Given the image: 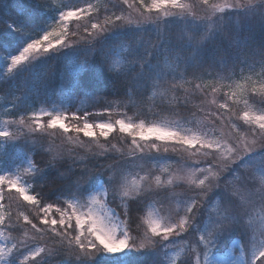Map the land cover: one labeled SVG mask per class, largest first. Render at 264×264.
Segmentation results:
<instances>
[{"label":"snow or ice","instance_id":"1","mask_svg":"<svg viewBox=\"0 0 264 264\" xmlns=\"http://www.w3.org/2000/svg\"><path fill=\"white\" fill-rule=\"evenodd\" d=\"M78 2L85 7L33 0L37 14L31 19V30L28 22L21 21L19 26L5 22L0 33L7 31L12 39L0 40V61L6 64L7 71L15 70L19 75L51 55L66 56L68 91L75 99L77 91L90 95L83 88V78L80 83L75 80L81 65L73 67V63L83 54V65L90 70L99 65L97 82L105 72L114 74L115 79L109 83L115 86L116 80H120L130 97L146 91L154 95L157 88L164 89L162 97L177 88L185 93L198 91L201 95L210 89L213 96L224 88L229 91L224 93L223 102L211 101L216 104L217 112L203 118H198L196 113L178 118L177 104L168 105L166 112L149 106L148 114L158 119L147 123L144 119L134 123L131 118L89 122L90 115L111 116L109 101L100 113L85 112L81 117L72 112L73 122L67 123L68 106L45 95L42 103L47 108L33 110L30 104L24 106L25 114L18 122L22 129L13 132L9 124L15 121H5L0 128V201L5 198V189L15 190L23 201L38 209L34 217L41 225L38 227L28 215L22 214V219L36 233L24 260L39 257L33 259V264H49L54 256H63L64 264H170L169 253L179 243L176 238L191 230L202 233L196 241L200 250L195 264H264V39L258 47H251L254 43L251 31L243 38L240 35V30L254 19L264 32V0H199L203 15L193 12L194 5L186 0H151L150 4L139 0L135 19L131 14L117 15L107 4ZM109 3L116 7L114 0ZM49 9L55 15H49ZM94 12L96 16L91 15ZM73 19L97 21L91 23L93 32L86 26L83 28L91 39L78 35L79 24L71 33L77 40L69 38L68 25ZM77 44L83 47H76ZM237 61L245 66L240 69V80L235 79ZM245 68L250 75H244ZM205 76L214 80L205 83ZM11 78L15 79V75ZM197 80L201 82L196 83ZM185 84H191L192 89L184 88ZM257 93L261 96L257 102L259 108L248 99ZM90 98L93 103L106 99ZM22 103L20 97L14 96L12 107L19 108ZM241 103L242 116H239L233 105ZM217 120L221 124L219 128ZM240 120L243 124L238 126L234 121ZM117 126L121 133L131 137V142L127 152L117 149L114 156L112 149L99 144V137L107 139ZM225 126L230 132L224 131ZM57 130L68 143H75L68 136L70 132L91 138V146L78 142L90 155L72 156L70 149L57 147L54 143ZM37 134L50 138L47 148L43 139L35 138ZM92 146L99 151L92 152ZM153 150L158 154H176L175 171L169 167L162 169L168 173L166 182L160 175L153 176L152 166L158 167L160 160L168 158L153 156ZM40 153L48 157L43 168L33 159ZM196 156L204 160L192 159ZM69 159L72 164L62 171L59 166ZM88 159L96 160L95 167L100 171L93 174L87 167ZM101 159L104 163H99ZM25 160L28 166L22 169ZM77 163L85 165L80 175H76ZM201 163L205 167H199ZM184 172L190 177L199 173L204 178L198 183L195 178L189 180L192 194L169 192L170 187L180 186L174 185V179L183 182L180 174ZM221 173L229 177L223 187ZM99 181L103 182L98 184ZM37 186L50 188L56 196L55 203L41 206V199L47 194H30ZM117 201V207H112ZM165 201L182 202L183 207L176 211L175 218L171 210L161 215L149 207L156 202L163 205ZM133 204L138 211L147 209L146 215L136 218L138 223L130 215ZM53 212L58 215H52ZM8 219L11 221L12 216ZM5 230L19 231V227L16 223L5 225V217L0 214V235ZM46 234L55 239L56 247L40 244L39 239ZM234 234L241 240L239 256L229 247ZM8 235L11 237V231ZM9 243L11 247L0 244V261L20 264L16 253L28 246L15 237ZM6 256L9 258L4 259ZM171 264H177L175 257L171 258ZM179 264H193L191 255Z\"/></svg>","mask_w":264,"mask_h":264},{"label":"rangeland","instance_id":"2","mask_svg":"<svg viewBox=\"0 0 264 264\" xmlns=\"http://www.w3.org/2000/svg\"><path fill=\"white\" fill-rule=\"evenodd\" d=\"M59 1H60V5L69 4L71 6L85 7V5L83 3H79L78 0H59ZM90 2L97 5V6L107 4V6L109 8H111L112 11H114L117 15H120L121 13H123L125 16H128L129 14H131V17L133 19L137 18L136 10L140 7L139 0H128L127 4H124V0H114V3H116V7H113V4L109 3V0H90ZM186 2L192 3L194 5L192 10L197 15H203L204 14V9L199 6V0H186ZM214 2H215V0H214ZM150 3H151V0H145V4H150ZM129 5H131V7H129ZM108 14L111 15V12ZM91 15L96 16L97 13L94 12ZM103 18H104V12H103V8L101 7V10L99 13L100 22L103 21ZM94 22H97V21L91 20V19H81L80 21H77V20L73 19L68 25L69 38L73 41L77 40V36H72L71 33L76 31V26H77V24H79L80 25V31H79L78 35L85 37V39H91V36L83 31V28L86 26V27H88L89 32H93L94 30L91 29V23H94ZM148 31L151 32V29H149ZM36 38H38V37H36ZM75 46L76 47H83L82 44H77ZM13 54H15V53H13ZM52 56L53 57L58 56L59 58H66V56H63V55H55L54 54V55H51L50 57H52ZM81 56H83L82 59H81V57H79V59L74 61V63H73V67H75L76 65H81L79 71H77L76 74L78 72H81L83 69L87 68L86 65H83V61L85 60V57L83 54H81ZM47 60H48V58L42 60L40 63H38L34 67H41V66L45 65ZM0 71H1L0 72V79H3L4 77L11 76L15 72V70H14L12 73H9L7 71L6 64L3 61H1V70ZM76 74H75V76H76ZM250 74L251 73L248 72V74H246L245 76H248ZM61 75H62V77H61L62 82L60 83V89H59L60 91L59 92L57 91V94L54 95L53 90H51V88L43 87V90L46 92V95L51 97L52 99H55L57 103H60L61 101H63L67 106H69L71 103L75 104L76 107H78V108H79V106H84L86 103V99H84V98L77 99L76 96H75V99H73L72 95L69 93L68 85H67L68 76L66 74V70H63ZM203 79H204L205 83H208L210 81H213L214 77L205 76ZM235 79L240 80L241 77L237 76V77H235ZM253 79L259 81V79H256L255 76L253 77ZM200 82L201 81H199V80L196 81V83H200ZM183 87L190 89V90L192 89L191 84H185ZM163 90L164 89H161V88L155 89L154 90L155 94L152 96L162 97L161 91H163ZM177 91H180L178 93L180 95H183V97H184L183 101L185 102V100H186L185 110L184 111L182 110V112H178V114H179L178 118L182 119L184 117H190L191 113H196V116L198 118H203L206 116V114H208L210 112L216 113L217 112L216 104H212L211 101L213 99H215L218 103L223 102L224 93L228 92L229 89L224 88V89H222V91L220 93H217L215 96H213L210 89L207 91V93L205 95H201L200 92H198V91H190L189 93H185L180 88H177ZM176 93L177 92L173 93V92L169 91L162 98L173 100L174 97L176 96L175 95ZM30 96L31 95L18 96L21 98L23 103L21 104V106L19 108H15V107H12L13 98H8L6 95H4V96L0 95V128H2L4 126L5 121H15V123L9 124V130H11L13 132H17L18 128L22 129L23 126L19 125L18 122H19L20 116L25 114V112H24V106L25 105H29V104L32 105L33 110H39L41 107H45V108L48 107L47 104L42 103V101L44 99H37L36 101H33V100L29 99ZM252 98H254V100H255L254 102L252 101ZM248 99H249V103L254 105L256 108L261 107V105L259 103H257L261 99V96L259 93L248 97ZM75 102H78V103L76 104ZM242 107H243L242 103L239 105H233L234 111H236L237 115H239V116H242V111H241ZM67 109H68V107H67ZM200 109H203V111H201ZM120 118H131V122H134V123H138L139 120L142 119V118H138L135 115H131V114L127 113L126 111L122 110V112L111 113L110 117L107 115H103L100 118L96 119V121H103V120L111 119V121L114 122ZM208 118L214 119V117H208ZM45 119H47V118H45ZM143 119L145 120L146 123L149 122L150 120H153V119L148 120L146 118H143ZM154 119H158V118H154ZM96 121L89 120V122H96ZM234 122L237 123L238 126L243 124L242 120L234 121ZM216 126L218 128L221 127L220 121H218V120L216 121ZM24 131H26V130H24ZM224 131L226 133H228V132H230V129L227 126H225ZM241 131H245V128H241ZM55 135L57 138L54 141V143L61 150L70 149L72 156L88 157L90 155L85 147L79 146L78 142L83 141L85 146H91V138L84 137L82 134L77 136L75 133L70 132V133H68V136L71 137L72 141H74L75 143H68L65 136L59 130L56 131ZM35 138L43 139L45 147L46 148L48 147V139H50V138H41L38 134ZM130 142H131V137L128 136L127 134L121 133L119 131L118 126H117L116 131L112 132L107 139H105L103 137H99V144L104 145L105 147L112 149V154L114 156L116 155L117 149H124V151L127 152L128 145L130 144ZM145 150L147 151V147L145 148ZM98 151H99L98 148L92 146V152H98ZM152 155L153 156H166L168 158V159L160 160L158 167L152 166L153 176L160 175L161 180L166 182L168 179V173L163 172L162 169L164 167H169L170 171H173V172L175 171L174 161L177 158L176 154L171 153V152L166 153V154L161 152L158 154L153 150ZM192 159L200 160V161L204 160L203 157H199V156L193 157ZM69 160L71 161V159H69ZM212 160L215 161V157H213ZM27 166H28L27 161L26 160L23 161V163L21 164V168L22 169L27 168ZM199 167H205V164L201 163L199 165ZM24 175L28 176L29 174L25 173ZM140 175H144V172H140ZM180 175H182L184 177L183 182H181L180 180L174 179V185L179 184L180 186L170 187L169 192L192 194L193 189L189 185V180L192 178H195V179H197V183H198L199 179L204 178L199 173H196L195 177H190L187 172L181 173ZM221 176L224 178L220 181L221 186L223 187L226 179H228L229 177H228L227 173H221ZM100 183H102V182H100ZM97 190H98V188H97ZM30 194H33L31 190H30ZM4 195H5V197H8L9 203L8 204L5 203L4 200L0 201V204L3 205V207H0V214H2L5 217V225H7L8 223H16L19 227V231L5 230L4 235H0V244H6L8 247H11V243H9L11 237H15L17 240L24 242L28 247L27 248H23V247L20 248L19 252L16 253V256L18 257L20 264H33V259L39 260L40 258L39 257H36V258L29 257L28 260H24V255H27V252L33 246V237L36 236V233L31 228V225L27 224L22 219V214L28 215L29 219H31L33 223L37 224V226L40 227L41 225L39 224V220L34 217V213L36 211H38V209L32 208L31 205H29L27 202L23 201V199L15 192V190H12L11 192H9L7 189H5ZM209 196H211V193H209ZM201 203H203V202H201ZM214 203H215V201H214ZM149 207L154 212H158L161 215H167L168 211L171 210L172 215L175 218L176 217V211L178 209H181L183 207V204L180 201H165V202H163V205L160 202H156V203L150 204ZM198 207H199V205H198ZM146 211H147V209L144 210V213H143L144 215H146ZM9 215L12 216L11 221H9V219H8ZM52 215H58V214L53 212ZM179 215L182 216L183 212L181 211L179 213ZM17 217H20V219L17 220ZM8 231H11V237L8 235ZM200 234H202V233H195V232H192L191 230H189V232L184 233L182 237L176 238L179 241V243L177 244V247L174 248L169 253L170 264H171V258L172 257H175V260L178 263L179 260L185 259L186 256L189 254L192 257L193 264H195L196 254L200 250L197 247L196 241H197ZM39 242H40V244H42L46 247H49V248H54V247H56V244H57L55 239L50 234H46L43 238L39 239ZM240 245H241V240L239 238V235L234 234V242L230 243L229 247L234 250V253L236 256L240 255ZM200 247L202 248V245ZM177 253H179V255H176ZM8 258L9 257H7V256L4 257V259H8ZM65 258H64V260H65ZM202 259H203V257L201 256V260ZM58 261H59L58 258L57 257L55 258V256H54L53 259L49 262V264H57ZM0 264H3V262L0 261Z\"/></svg>","mask_w":264,"mask_h":264},{"label":"trees","instance_id":"3","mask_svg":"<svg viewBox=\"0 0 264 264\" xmlns=\"http://www.w3.org/2000/svg\"><path fill=\"white\" fill-rule=\"evenodd\" d=\"M41 3H45V0H41ZM51 3L54 5H60L59 0H51ZM37 14V10L34 7L33 0H0V28H3L6 23L14 24L19 26L21 21L28 22V30H31V19ZM49 15H55V12L49 9ZM249 31L252 33L254 43L251 47H258L260 41L264 39V32L261 31L259 23L257 20H252L249 24H246L241 30L240 35L241 37H245L248 35ZM150 33V32H149ZM12 37L8 34L7 31L0 33V40L8 41L11 40ZM226 46V44H225ZM81 59L83 56H81ZM67 65V57L66 58H59L58 56L49 57L46 61L45 65L41 67H34L31 68L27 72H22L19 75H16L15 72L8 77H4L0 79V95H6L8 98H14L18 96H25L31 95L29 99L36 101L37 99H44L46 92L43 90L45 88H51L53 90V94L56 95L57 91L60 90V83L62 82V71L66 70ZM245 67L241 65L238 61L234 66V71L236 72V77L240 76V69ZM0 70H1V61H0ZM219 71V69H217ZM259 71V68L256 69ZM1 72V71H0ZM93 72H96L97 75L94 76ZM247 68H245L244 75L248 74ZM15 75V79L11 77ZM99 76V65L95 68L90 70L88 67L83 69L81 72H78L75 76L76 82L80 83L81 78H83V88L85 91L90 93V95H85L83 91L75 92V96L77 99L84 98L86 99V103L84 106L76 107L75 104L71 103L68 106V114L70 119L67 121L68 123H72L71 120V113L77 112L81 117H83L85 112L88 113H100L106 107H108L107 102H112L111 106L109 107V111L111 113L114 112H122L126 111L131 115H135L138 118H146V119H154L158 117H154L148 114L147 109L149 106H153L157 111H164L166 112L168 105H177L179 107L176 109L177 112H182L185 110V102L183 101V95H180L177 92L173 100L166 99L162 97H155L152 96V91H146L144 93L136 92L131 97L126 94V85H124L120 80H116L115 86L109 81L115 79L114 74H108L107 72L104 73L103 77L99 78V82H97V78ZM256 79H259L258 76H255ZM91 96L95 97H103L106 98L105 100H101L98 103H93L91 100ZM149 96L153 98L151 100L148 99ZM254 102V98H252ZM76 104L78 102H75ZM103 115H90L88 117L89 120L96 121V119L100 118ZM82 123V122H81ZM36 164H38L41 168L44 167V163L48 160V157L44 155V153L37 154L34 158ZM43 161V162H42ZM111 162V161H109ZM97 161L88 159L87 160V167L92 170V173L95 174L96 172L100 171V169L96 168ZM99 163H104L103 159L99 161ZM72 164V160H68L65 164L60 165L59 167L63 171L68 165ZM76 175L81 174V169L85 167L84 164L77 163L76 164ZM103 182L99 181L98 183ZM62 183V182H57ZM39 184V182H37ZM33 194L35 193H42L47 194L43 199H41V206L44 203H55L56 196L52 193L51 189L47 186L44 188H40L37 186L34 190H31ZM5 203H9L8 197L4 198ZM113 203L112 206L115 208L117 204ZM133 211L130 215L136 221L138 216H143L144 211H138L136 205H132ZM28 210V209H27ZM121 211V209H117ZM31 212V211H30ZM123 218V216H121ZM7 221V220H6ZM136 223H133L132 227H136ZM9 224V223H8ZM135 235L136 233L133 232ZM58 258L60 264H64L66 258L62 256H55ZM65 258V260H64ZM183 260V259H182ZM181 261V260H179ZM179 261L177 264H179Z\"/></svg>","mask_w":264,"mask_h":264}]
</instances>
